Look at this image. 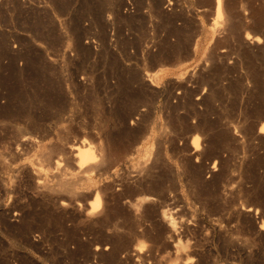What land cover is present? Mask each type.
Masks as SVG:
<instances>
[{
    "label": "rangeland",
    "instance_id": "obj_1",
    "mask_svg": "<svg viewBox=\"0 0 264 264\" xmlns=\"http://www.w3.org/2000/svg\"><path fill=\"white\" fill-rule=\"evenodd\" d=\"M222 4L0 0V264H264V0Z\"/></svg>",
    "mask_w": 264,
    "mask_h": 264
},
{
    "label": "bare ground",
    "instance_id": "obj_2",
    "mask_svg": "<svg viewBox=\"0 0 264 264\" xmlns=\"http://www.w3.org/2000/svg\"><path fill=\"white\" fill-rule=\"evenodd\" d=\"M214 4H215V11H216V17L217 18H220V16L222 15V12H223V10H222V0H214ZM244 6V5H243ZM215 20V19H214ZM232 20V19H231ZM216 23H217V19H216V21H214L213 22V24L214 25H216ZM235 23V22H234ZM218 24V23H217ZM233 25V24H232ZM254 38H252V37H250L249 36V34H246V36H245V38L246 39H248V41H251V42H253L252 41V39L253 40H255V42H257V43H259V41H260V37H258V36H253ZM251 40H250V39ZM246 41V40H245ZM251 59V58H250ZM156 76V75H155ZM257 132L258 133H264V122L263 123H261V125L259 126V128H258V130H257ZM82 142V141H81ZM84 142V141H83ZM85 145H87V144H85ZM73 148V146H71L70 147V149H72ZM93 148V147H92ZM93 152H94V150H93ZM91 150H90V147H88V146H84V144H83V147H82V149H79L78 150V155H77V163H78V166L79 167H82V166H85V167H87L86 166V164H93L94 162V164H93V168L96 166V163H98V159H100V157L98 158V159H96V151H95V153H93ZM101 156V155H100ZM98 157V156H97ZM98 160V161H97ZM97 161V162H96ZM153 161V160H152ZM100 162V161H99ZM156 162V161H155ZM58 164V163H57ZM84 167V168H85ZM89 168V167H88ZM87 170H89V169H87ZM94 170V169H93ZM147 171V170H146ZM145 172V171H144ZM157 182V181H156ZM159 184V183H158ZM161 184V183H160ZM76 185V182L72 179V180H69V181H67V182H61L60 183V186L61 187H64V188H66V189H69V191L71 190V191H73L74 189H75V186ZM87 190V189H86ZM99 193L97 194V193H95V196L93 197V199L90 201L91 203H90V208H89V212H91V214L93 213V212H96V210H98V208H99V205L101 204L100 203V198H99ZM64 203V202H63ZM101 211V210H100ZM98 213V211L95 213V214H97ZM90 214V213H89ZM88 215V214H87ZM89 216H91V215H89ZM169 221L171 222V219H169Z\"/></svg>",
    "mask_w": 264,
    "mask_h": 264
},
{
    "label": "built area",
    "instance_id": "obj_3",
    "mask_svg": "<svg viewBox=\"0 0 264 264\" xmlns=\"http://www.w3.org/2000/svg\"><path fill=\"white\" fill-rule=\"evenodd\" d=\"M131 8H132V7H131L130 2L127 1V5L125 6V10H126V11H129V10H131Z\"/></svg>",
    "mask_w": 264,
    "mask_h": 264
}]
</instances>
